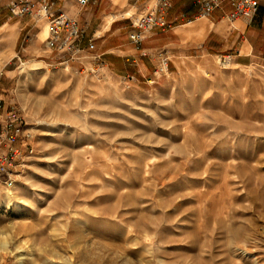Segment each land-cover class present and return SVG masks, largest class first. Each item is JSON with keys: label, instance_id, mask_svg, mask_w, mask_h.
I'll use <instances>...</instances> for the list:
<instances>
[{"label": "rangeland", "instance_id": "obj_1", "mask_svg": "<svg viewBox=\"0 0 264 264\" xmlns=\"http://www.w3.org/2000/svg\"><path fill=\"white\" fill-rule=\"evenodd\" d=\"M6 4L0 98L28 137L0 172V264H264V58L119 74Z\"/></svg>", "mask_w": 264, "mask_h": 264}, {"label": "crops", "instance_id": "obj_2", "mask_svg": "<svg viewBox=\"0 0 264 264\" xmlns=\"http://www.w3.org/2000/svg\"><path fill=\"white\" fill-rule=\"evenodd\" d=\"M50 1L54 13L77 19L86 39L93 37L95 52L103 55L106 67L119 74H147L160 64L162 55L175 67L181 58L199 55L230 56L245 64L264 58V0H258L252 19L231 18L228 2L200 16L199 0H171L166 13L170 28L146 32L138 44L129 38L133 17L155 0H90L84 7L77 0ZM40 26L46 34L47 24L40 22Z\"/></svg>", "mask_w": 264, "mask_h": 264}, {"label": "built area", "instance_id": "obj_3", "mask_svg": "<svg viewBox=\"0 0 264 264\" xmlns=\"http://www.w3.org/2000/svg\"><path fill=\"white\" fill-rule=\"evenodd\" d=\"M89 1L77 0L81 7ZM224 2L231 6V18L243 16L252 19L259 7L258 0H199L201 7L197 15H207ZM6 6L12 16L30 15L37 19L45 18L47 24L45 45L50 50L65 54L67 63L80 60L87 49L95 46L92 36L86 39L85 28L76 18L52 11L50 0H9ZM170 7L171 0H155L153 6L140 13L132 22L130 40L138 44L142 42L146 32L170 28L171 25L166 19ZM160 64L167 67L166 56L162 55ZM24 131L23 116L15 108L5 109L0 98V172L7 176L9 182L17 175V160L22 154V147L18 141L22 136L28 137ZM28 151L32 152L33 147L30 146Z\"/></svg>", "mask_w": 264, "mask_h": 264}, {"label": "bare ground", "instance_id": "obj_4", "mask_svg": "<svg viewBox=\"0 0 264 264\" xmlns=\"http://www.w3.org/2000/svg\"><path fill=\"white\" fill-rule=\"evenodd\" d=\"M7 195H8V197H10V191H7Z\"/></svg>", "mask_w": 264, "mask_h": 264}]
</instances>
